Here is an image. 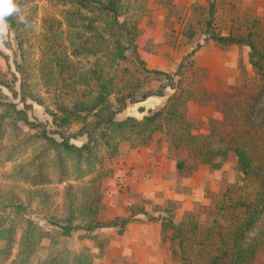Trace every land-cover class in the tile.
I'll return each mask as SVG.
<instances>
[{"label": "rangeland", "instance_id": "obj_1", "mask_svg": "<svg viewBox=\"0 0 264 264\" xmlns=\"http://www.w3.org/2000/svg\"><path fill=\"white\" fill-rule=\"evenodd\" d=\"M15 2L20 6L25 21L21 22L14 13L7 17L11 20L7 31L0 33V113L5 108L3 104L13 102L18 108H26L29 120L41 124L46 132L52 134L57 129L51 123L49 112H55L60 104L71 108L88 103L96 90L95 82L88 79L89 72L101 69L113 83L108 98L113 107L117 106L115 98L118 96L125 98L131 95L140 100L143 94L163 92L162 96L128 103L115 116L117 120L126 116L140 119L148 111L174 103L179 112L185 111L195 129L190 131L193 134L189 142L185 141V147L181 148L173 146L170 136L158 132L153 133L145 145L138 144L134 136L120 140L117 155L111 159L101 148L98 153L101 163L95 164L90 174L79 178L78 171L72 167L73 159L52 148L47 157L50 165L47 164L39 175L46 184L32 186L21 174L24 171L33 174L29 164L33 167L41 161L38 154L46 153L48 148L36 137L37 132L22 122H13L11 118L1 120L0 204L5 203L8 207L4 214L0 212V216L18 224L13 255L23 222L29 219L40 229L48 231L53 245L47 239L41 240L28 264H37L53 252L62 254L67 249L76 253L85 248V252L88 251L95 259V264L101 261L105 262L103 264H128L127 255L122 254L125 244L121 238L109 247L105 246L101 255H94L91 253L95 250L91 241L89 245L80 243V238L86 234L84 231L79 229L65 239L60 236L59 224L72 215V224L82 226L86 223L85 214L93 213L97 219L107 221L115 216H126L130 208L139 206L151 215H164L157 208L160 206L172 210L174 223L183 222L191 228L195 226L197 239L203 240L215 221L223 227L227 224V219L220 217L219 206H228L241 197L252 201L250 186L244 187L233 152L225 156L212 154L208 165L200 162L198 148L213 151L225 148L229 138L226 136L232 130L223 123L225 103L239 107L258 91L261 84L248 60L250 49L243 45H220L209 40L206 23L212 14L211 28L215 33L249 37L255 45L253 60L264 69V0H121L120 20L137 24L134 46L142 64L127 49H124L122 59L113 58L112 50V54L109 52L110 44L101 42H97L96 48L102 53L96 56L71 55L72 43L81 41L75 39L76 33L63 19L66 6L58 0ZM82 14L86 21L94 22V16ZM94 24L98 28L102 26L100 21ZM148 29L153 30L151 38L142 34ZM77 32L90 38L83 28ZM101 34L105 40L109 37L105 31ZM160 37L164 40L154 44L155 38ZM165 46L172 49L173 56L162 52ZM193 48H197L196 52L183 62L179 75H175L180 56H183L181 53ZM174 60L175 64H172ZM143 68L158 70L171 77L167 79ZM259 107L263 108L264 104L260 103ZM204 109L208 110L207 113ZM203 115L205 120L201 118ZM79 126L71 124L66 133L76 132ZM209 132V138L204 140L203 135ZM52 136L58 138L56 134ZM84 141V137L70 140L76 145ZM80 166L81 170H86ZM156 167L168 173L173 192L182 198L181 201H164V198L159 201L132 189V180L146 183V176H152ZM159 195L163 197L162 192ZM17 205L21 209L16 214ZM142 218L149 223L145 216ZM140 222L137 218L134 223L137 226ZM153 224L159 227V223ZM95 232L103 237L113 230ZM169 248V240L160 239L161 263L181 264L178 250L174 249L172 255ZM187 252L188 264L202 261L199 255L203 251L198 254ZM251 264H264V247Z\"/></svg>", "mask_w": 264, "mask_h": 264}, {"label": "trees", "instance_id": "obj_2", "mask_svg": "<svg viewBox=\"0 0 264 264\" xmlns=\"http://www.w3.org/2000/svg\"><path fill=\"white\" fill-rule=\"evenodd\" d=\"M58 1L62 6H66L63 19L67 27L76 33L75 39L81 41L78 44L72 43L71 55L78 57L83 53L96 56L102 53V50L96 48L97 42H101L110 44L108 46L110 47L109 52L112 54V50L113 58L122 59L124 57L123 51L127 49L131 50L135 59L142 64L134 46L137 37V24L126 19L120 20L122 15L120 11L121 0ZM82 12L94 16V22L100 21L101 28H98L90 20L86 21V16ZM211 17L212 14L206 23L207 38L220 45L247 46L250 49L249 63L259 76L261 84L258 91L249 96L247 101L239 107L229 102L225 103L223 123L228 127H232L231 132L226 136L229 138L225 148L216 149L215 151L200 150L201 148H198V155L201 156V163L209 165L211 164L212 154L225 156L227 153L233 152L236 155V167L242 176L241 179L244 181L243 185L244 187L250 186L253 196L252 201H247L245 197H241L228 206H219L220 217H225L227 224L223 227L215 221L208 228L207 235L203 240L197 239L195 226L191 228L183 222L174 223L172 210L160 206L157 208L164 215H151L141 206L130 208L129 214L126 216H115L107 221L97 219L94 216L95 213L85 214L86 223L82 226L72 224L74 218L71 215L59 224L61 237L68 239L72 233L81 229L86 233L81 238L93 241L98 252L96 255H101L112 236L101 237L100 234H94L93 232L101 229H111L114 235L121 236L127 226L136 222L137 216L142 215L146 217L147 222L159 223L161 239L169 240V249L172 255L174 249L178 250L181 264H188L187 256L189 255H187V250L194 254H198L200 251L204 252L199 255L202 260L199 264H251L258 251L264 247V107H259L260 103L264 104V69L259 65V62L253 60L255 45L249 37L215 33L211 28ZM7 22L9 24L11 20L8 18ZM80 28H83L90 38H85L86 36L77 32ZM102 31L109 34L106 40L101 34ZM71 41L75 42L74 40ZM87 43L89 46H87ZM196 50L197 48H193L181 57L174 72L175 75H179L183 62L193 56ZM143 69L156 75L161 74L167 79L171 77L169 74L158 70ZM96 70H90L89 72L88 79L95 82L96 90L95 95L88 103L84 106L75 105L71 108L60 104L55 112H49L51 123L57 129L52 134L46 132L41 124L29 120L25 107L18 108L13 102L12 104H3L5 108L0 113V122L5 118H11L13 122H22L26 127L35 130L37 132L36 137L44 141L48 148L46 153L38 154V160L41 158V161L33 167V164H29L33 174L29 175L27 171L21 174L22 178L32 186L46 184V180L40 179L39 175L40 171L42 172L47 167V164L50 165V160L47 157L52 148L57 153L73 159L74 164L72 167L75 171H78L77 178H79L84 174H90L92 167L101 163L98 155L99 149L104 148L107 152V158H114L117 155L118 142L131 136L138 139V144L145 145L149 142L153 133L167 134L172 138L173 146L176 148L185 147V141L189 142L191 139L193 133L190 131L195 129L193 127L195 125L185 116V111H178L174 103L154 111H148V114L143 115L140 119L126 116L122 120H117L115 116L121 113L128 103L143 101L150 96H162L163 92L143 94L140 100H136L131 95H126L125 98L118 96L115 98L117 106L113 107L108 99L112 93L113 83L111 79L103 74L101 69ZM238 110L239 112L236 114ZM73 123L80 125L78 130L74 133H66ZM213 133L219 132L213 131ZM54 134L58 138L52 136ZM210 134L211 132L203 135L204 140H207ZM78 137H84L85 141L80 145L70 142V140H75ZM0 155H2V151H0ZM63 161L64 159H62ZM80 165H83L86 170H81ZM7 207L8 205L5 203L0 204V212L4 214ZM20 209L21 206L17 205L15 213L17 214ZM224 212L226 213L224 214ZM49 220L47 219V222L50 224ZM17 225L13 220L0 216V264H28L31 255L35 252L41 240L47 239L53 245L47 230L40 229L32 220L26 219L23 222V228L16 243L17 250L13 255L12 251L18 232ZM223 229L225 232H223ZM196 247H199V250H196ZM85 249L87 250V248ZM85 249L76 253L67 249L62 254L53 252L50 253V256L39 260L37 264H92L93 256L88 251L85 252Z\"/></svg>", "mask_w": 264, "mask_h": 264}, {"label": "crops", "instance_id": "obj_3", "mask_svg": "<svg viewBox=\"0 0 264 264\" xmlns=\"http://www.w3.org/2000/svg\"><path fill=\"white\" fill-rule=\"evenodd\" d=\"M142 34H144L145 38L148 37V35H150L151 38L153 34V30L151 29L144 30ZM159 40L163 41L164 38L161 37L160 39L155 38V40L153 41L154 44ZM212 50L216 51L215 49ZM163 51L170 53V56L174 55L172 49L168 48L167 46L164 47L162 52ZM186 52L187 51L185 52L183 51L181 55H184ZM172 62H173L172 64H175V60ZM145 110H147V108H145ZM207 111H208L207 109H204V113H207ZM203 116L201 118L205 120L206 118L205 116L204 117ZM207 116L210 118V115ZM215 117L218 118V116ZM148 176H146V183L132 180L131 182L132 189H134L138 193L143 192L142 194L151 198H156L159 201H162L164 199H165L164 201H167L166 199L168 200L173 199L176 201L182 200L181 197L175 196V193L173 192L172 180L169 179L170 176L168 175V173L165 174L163 168H157V167L154 168L152 171V176L151 175L150 177ZM160 192H162L163 197L159 195ZM137 218L141 221L140 225L136 226L135 223L129 224L121 236L114 235L113 232H108V234L106 233V235L112 236L106 247H109V245H111L114 241H117L119 238H121L122 240H124V244H125L123 249L124 251L122 252V254L125 256L127 255L126 257L129 260L128 264H164L161 263V258L159 254L160 239H161L160 225L159 227H156L152 222L151 223L144 222V218H142L141 215L137 216ZM108 230L111 229H101L100 232L108 231ZM93 233L99 234V232H93ZM80 240H81L80 243H84V245H89L90 244L89 241H91L86 238H80ZM91 242L94 245V242L93 241ZM94 249L95 250H93L91 253L96 255L98 252L95 246ZM157 254H159V257ZM164 256L167 257V255ZM103 263L105 262L101 261L99 264H103ZM92 264H95L94 261L92 262Z\"/></svg>", "mask_w": 264, "mask_h": 264}, {"label": "clouds", "instance_id": "obj_4", "mask_svg": "<svg viewBox=\"0 0 264 264\" xmlns=\"http://www.w3.org/2000/svg\"><path fill=\"white\" fill-rule=\"evenodd\" d=\"M14 13L17 14L21 22L25 21V16L21 13L20 6L15 0H0V33L7 31L8 22L6 18Z\"/></svg>", "mask_w": 264, "mask_h": 264}]
</instances>
